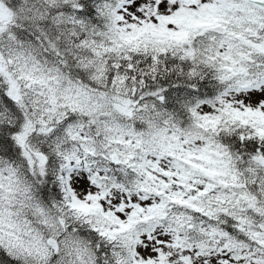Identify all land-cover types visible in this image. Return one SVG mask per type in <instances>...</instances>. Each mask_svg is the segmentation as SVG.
Instances as JSON below:
<instances>
[{
  "label": "snow or ice",
  "instance_id": "obj_1",
  "mask_svg": "<svg viewBox=\"0 0 264 264\" xmlns=\"http://www.w3.org/2000/svg\"><path fill=\"white\" fill-rule=\"evenodd\" d=\"M0 264H264V0H0Z\"/></svg>",
  "mask_w": 264,
  "mask_h": 264
}]
</instances>
